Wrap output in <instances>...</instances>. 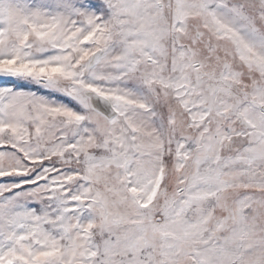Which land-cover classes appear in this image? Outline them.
<instances>
[{
  "label": "snow or ice",
  "instance_id": "1",
  "mask_svg": "<svg viewBox=\"0 0 264 264\" xmlns=\"http://www.w3.org/2000/svg\"><path fill=\"white\" fill-rule=\"evenodd\" d=\"M0 264H264V0H0Z\"/></svg>",
  "mask_w": 264,
  "mask_h": 264
}]
</instances>
